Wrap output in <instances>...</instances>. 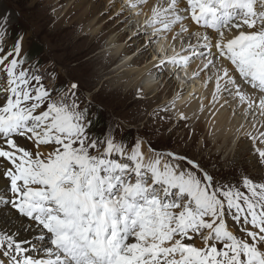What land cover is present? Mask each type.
Masks as SVG:
<instances>
[{"label": "snow or ice", "instance_id": "obj_1", "mask_svg": "<svg viewBox=\"0 0 264 264\" xmlns=\"http://www.w3.org/2000/svg\"><path fill=\"white\" fill-rule=\"evenodd\" d=\"M0 34V264H264V184L217 183L175 153L184 167H145Z\"/></svg>", "mask_w": 264, "mask_h": 264}, {"label": "rangeland", "instance_id": "obj_2", "mask_svg": "<svg viewBox=\"0 0 264 264\" xmlns=\"http://www.w3.org/2000/svg\"><path fill=\"white\" fill-rule=\"evenodd\" d=\"M72 1L64 0L59 9H54L56 3L54 0H0V11L3 12V9H6L4 13L6 11L7 13H11V16L8 18L10 23L5 26L9 37L8 46L19 36L24 41V53L41 47L39 54L32 53L30 55L31 59H33V64L31 65L36 67L45 76V84L49 88L57 87L62 90H68L74 92L77 98H79V92L71 89V84L75 82L81 85L79 87L83 91L80 92L83 99L81 101L78 99L81 107H84L88 99H90L91 103L88 106L86 105L88 113L97 112L102 116L100 119L101 125L96 127V122H93L92 130L98 129L103 125L96 132V135L114 132L117 142L125 141L129 146L136 144L138 153L142 152L144 155L146 151L149 154V157L145 155L143 159L145 160L143 161L145 167L156 160H159L162 165H171L172 168H176L178 163L180 167H184L182 161L169 160V154L175 153L177 157H187L189 160H194L200 166V169L207 172L217 183L239 185L241 181H254L258 184H264V156L258 162L254 153L256 148L252 144L251 135L247 137L244 135V130L249 120V122L252 120L254 122L255 120L257 124L262 121L261 115L258 116L259 114L253 108L252 114L249 113L251 111L249 109L231 112L230 118L234 116L235 120L240 121V130L229 145H214L211 142L210 132L207 134L203 130L205 129L204 122H188L182 119V121H187L184 124L185 122H178L175 119L173 112L179 108V100H181L188 90H191L192 87L190 86L193 85L192 83H196L197 78H199L198 76L196 78V73L190 72V76L185 73V69H190L193 63L184 66L181 74V69H176V66L172 67L162 62L166 59L165 56H167V58H175L176 63L183 57L181 53H178L179 44H186L188 46L190 42V40H185V37L182 35L179 27L183 26V21H179L177 15H173L175 18L172 21L160 23V26L165 30L159 31V37L153 39L152 36L158 34V30L156 31L155 26H153L154 24L151 23V25L149 23L148 25L147 19L141 24L142 14L140 12L143 11V4L141 3L144 0H136L137 2L134 0H130V2L112 0L109 10L99 12L97 16L98 18L101 16L104 19V25L117 26L113 30L116 33L111 36H101V43L98 44L94 34H87V32L79 28L71 27L69 31H63V29L68 28V24L75 23L80 15L78 13L67 21L58 18V15L66 12ZM149 1L151 0L144 1V3L147 4ZM136 8L138 14L135 12ZM91 11H89L88 15L91 14ZM181 16H185V11L181 10ZM256 19L259 20V17H256ZM87 25L88 23L84 24V27ZM176 28H179V30L175 31L174 29ZM132 30L134 31L133 33L136 32V35L131 37L130 31ZM225 30L223 27H217L218 32ZM164 32H167V34L162 36ZM118 33L120 34L119 41L116 40ZM174 33V41L171 42L169 35ZM192 35L194 34L192 33ZM228 35L232 38L235 37L233 34ZM110 42L115 43V45L109 46ZM120 42L121 44H119ZM202 42L203 45L201 46L203 47L201 49L204 51H207L208 47L213 46L212 42L208 46L204 44L206 41ZM145 44L148 47H145ZM117 46H120L118 52L114 50L118 48ZM124 48L127 54L131 53L129 57L124 58L123 56L118 57L119 54L115 55V53L122 52ZM142 48L143 51L137 54L138 50ZM191 55L188 54L189 57ZM198 55L195 54L193 57ZM114 56H116L115 63L113 64V61L108 62ZM134 57L139 60V62H136L138 65L128 66L136 59ZM157 64L160 65L159 69H157ZM152 65L156 66L155 71L148 74L149 71L145 70ZM216 66L214 63L207 67L208 69H204L206 70L204 73L208 81L214 79L213 75L215 71L213 70L216 69ZM123 73H128L127 75H129L127 79H123L124 82L120 80L121 76L127 77ZM136 75L138 78H136ZM180 75L184 80L183 87L176 89L174 83L168 84L174 80L178 81L177 79ZM48 76H52L54 79L49 80ZM131 83L135 84V95L125 96L126 92H124V88L121 91L115 90L118 85L123 84L126 88H129ZM172 85L176 89L175 94ZM148 90L156 94L160 104L162 102L165 104L162 106L163 110L173 116L170 122L164 124L166 128L162 126L165 120L163 118L160 119L157 115L159 112L155 114V112L150 113L149 111L145 113L141 108H139L140 112L138 110V106L142 100L141 95L147 93ZM193 92L195 94L192 93L190 99L186 100V102L194 103V101L198 100L197 90ZM64 94L67 95V92H64ZM205 95L206 92L203 96ZM135 100L137 103L133 105ZM206 103L207 98H204L201 105H205ZM154 106L156 107L157 103ZM204 112L205 109H202L199 113ZM241 112H244V115ZM206 115L209 116V113ZM131 117L138 119V122L130 120ZM248 117L249 120H247ZM253 125L257 126L254 123L251 126L253 127ZM240 136H242V139ZM203 137L206 140H203ZM222 141L224 142V139ZM243 146H245L244 149L246 150L244 152V160L242 161L237 156L236 151L240 147L242 149ZM259 147L264 148V145H260ZM253 165H256V167H251ZM189 174L187 168H185V175ZM191 175L195 177L194 173H191ZM254 175L256 176L252 177ZM197 242L199 244V241Z\"/></svg>", "mask_w": 264, "mask_h": 264}, {"label": "bare ground", "instance_id": "obj_3", "mask_svg": "<svg viewBox=\"0 0 264 264\" xmlns=\"http://www.w3.org/2000/svg\"><path fill=\"white\" fill-rule=\"evenodd\" d=\"M54 1H56L54 9H59L61 3H63L64 0H54ZM125 1L130 2V0H125ZM134 1H136V0H134ZM144 1L146 2L147 0H144ZM144 1L143 2L141 1L142 2L141 4H143V7H142L143 11L140 12L142 14L141 15L142 16L141 24L145 22V19H147L146 22H148L147 23L148 25H149V23L154 24L153 26H155L156 31L158 30V34H155L154 36H152L153 39L159 37V34H160L159 31H161L160 30L161 29L160 23L172 21L175 18L173 16L174 14L177 15L178 17H180L181 16V9L186 4V1H184V0H182L181 3L178 2L177 0H151L152 2L149 1L147 4H145ZM111 2H112V0H73L70 7L66 9V12H64L62 15H58V18H61V19H64L65 21H67V20H69V18L74 17L78 13H80V15H79L78 19L75 21V23L68 24V28L63 29V31H69V28H71V27L79 28L80 30L87 32V34H91V35L94 34L96 41H98V44H100L101 43L100 39L103 36H106V35L111 36L112 34L116 33V31H113V30H115L117 26H115V25H113V26L112 25H110V26L104 25V23H103L104 19L101 18V16L99 18L97 16L99 12H104L106 10L108 11L109 7L111 5ZM256 6L262 7L261 16L264 15V0H230L228 3L222 5V7H225V10H227L229 12V14H227V15L222 14V17H225V19H227V17L231 18L232 14L234 12V9L237 7L239 8L238 11L236 10L237 13H240V14L243 13L241 11V8L244 10L245 14L246 13H255ZM5 10L6 9H3V12L0 11V13L3 14ZM89 11H91V14L88 15ZM137 11L138 10L136 8L135 12H137ZM140 11H141V9H140ZM236 11H235V14H236ZM196 13H197V11H196ZM7 14L8 13L6 11L4 13L6 19L9 18ZM137 14H138V12H137ZM207 15L210 18H216L215 13L209 12V13H207ZM205 16H206V14L197 16V18H196L197 25L205 23ZM86 23H88V25L84 27V24H86ZM182 23H183L182 24L183 26L179 27V28L181 29L182 35L185 37V40H187V41L190 40V42L188 43V46H186V44H179L180 47H178V53H181V55L183 56V57H181L182 59H180V61L181 60L185 61L182 63L183 67L188 65L189 63H193L192 66L190 67V69H185V73L188 74L189 76L191 75L190 72H193L194 74L196 73V78H197V76L199 78H197V80L195 79L196 83L194 82L195 84L194 83H192L193 85L191 84L192 85V86H190V87H192L191 90H188L182 96L181 100H179L180 106L176 111L173 112L175 119H177L178 122H185L184 124H186L187 121L188 122H204L205 129H203V130L206 131L207 134L210 132L211 142L214 143V145H217V144L229 145L230 142H232V140L235 138L236 134L240 130V126H239L240 121L235 120L234 116H232L230 118L231 112H235V111L238 112L239 110L243 111V109L244 110L249 109V111L251 110L249 113H251L253 110H255L256 113L259 114L258 116L261 115L260 117L262 118V121L258 122V124L255 122V120H254V122H252L253 120L251 122H249L250 120L248 117L247 120H249V121H248L247 126L245 127L244 135H245V137H247L248 135H251L252 144L256 148L254 153H255L256 158L258 159V162H260V160L264 156V148L259 147L260 145H264V94L259 93V91H264V73L261 76H255V77L248 78V81H247L248 85L246 87H244V85L238 81V77L240 76L239 73H236L235 71H233V67H234L233 57H231L228 61H224L223 55H221L219 52H217V49H216L217 47H220V46H223L225 48H230L235 43L227 41V40H223V41L219 40V41H217L218 43H217L216 47L211 46V47H208L207 51H204L203 49H201V47H203V46H201V45H203L202 41H206L204 44H207V46H208L209 41H213V36H210L209 34H204L202 29L199 28L198 26L192 27L186 21H183ZM232 24L234 26H237L240 29H242L243 34L247 38H249V40L247 42H245L241 46L237 47L238 48V57H249L251 55H256L258 57H264V50H261L263 48H258L260 46L261 42L264 43V34H259V35L255 36V30L251 29L249 26H247L243 22L237 21V22L232 23ZM5 26L6 25H0V27H5ZM179 28H176L174 30L175 31L179 30ZM86 29H88V30H86ZM111 29H112V31H111ZM257 31H261V30H257ZM99 32H101V33H99ZM130 32H131V37L136 35L135 34L136 32L133 33L134 32L133 30ZM132 33H133V35H132ZM192 33L194 35L191 36ZM166 34H167V32H164V34H162V36H165ZM173 35H175V33L169 35L171 42L174 41ZM119 36H120V34L118 33L116 35V37H117L116 40H118V41H119ZM179 36H178V38H179ZM190 36H191V39H190ZM122 39H123V37H122ZM146 43H147V41H146ZM149 43H150V41L148 42V45H149ZM184 43H185V41H184ZM112 44L113 43L110 42L109 46L115 45V43L113 45ZM119 44H121V42ZM245 44H250L249 47H253V45L255 44L254 48H251L252 52L249 50H242V48L245 47L244 46ZM130 46H132V45H130ZM144 46L148 47V46H146V44ZM117 47L118 48L114 49L116 52L119 51L120 46H117ZM145 47H143V48H145ZM143 48L138 50L137 54H140L143 51ZM212 52L213 53L217 52L214 55V58H213ZM163 53H164V51H163ZM118 54H119L118 57L123 56L124 58H127V57H129V55H131V53L127 54V51H125V48L122 50V52L115 53V55H118ZM159 54H161V53H159ZM159 54H158V56H159ZM188 54H192V55L189 57ZM195 54H199V55L193 57V55H195ZM165 57H166V59H164L162 62L164 64H166V63L169 64V66L171 65L172 67H175L174 66L176 64L175 58L171 59L169 57L167 58V56H165ZM134 58H136V57H134ZM110 61H113V64H114L116 61V56H114L110 60H108V62H110ZM158 61H160V60H158ZM136 62H139V60L137 58L135 60H133L128 66L132 67V66L138 65V63H136ZM214 63L217 65L216 69L213 70V71H215L214 75H213L214 79L212 81L211 80L208 81V78L204 73V71H206V70H204V69L205 68L208 69L207 67H209L210 65H212ZM156 66H157V69H159L158 67L160 65L157 64ZM156 66L155 65L149 66L145 71H149L148 74L151 72H154ZM260 67H264V58L260 62ZM130 70H133V69H130ZM127 74L123 73V75H125L127 77L121 76L120 80L124 82L123 79H127L129 77V75H127ZM70 76H72V75H70ZM136 78H138L137 75H136ZM177 80L178 81L174 80L168 84L171 85L174 83V85L176 86V89L183 87V84H184L183 77L180 75ZM73 83H75V82H73ZM75 84H77V83H75ZM100 85H102V84H100ZM123 85H118V87L115 90L121 91V89L124 88L125 89L124 92H126L125 96L131 95V94L135 95V88H136L135 84L131 83L129 88H126L125 85L124 86ZM78 86H81V85H78ZM172 87H173V85H172ZM76 89L79 92H83L80 87H78ZM176 89L173 87L174 94H175ZM194 90H197L198 100L194 101V103L186 102V100L190 99L192 93L195 94L193 92ZM205 92H206V95L203 96L205 94ZM110 96H111V94H110ZM204 98H207V103L205 105L204 104L201 105ZM141 99L142 100L140 101V105L138 106L139 112H140L139 108L144 110L145 113H148V111L150 113L155 112V114L157 112H159V113H157V115L160 119L163 118L165 120V123H163L162 126L164 128H166L164 124H167L166 122H170L171 121L170 119L173 116H172V114H169L163 110L162 106L165 104L163 102L160 104L158 97L156 96V94H153V91H151V90L150 91L148 90L147 93L142 94ZM136 103H137V101L135 100L133 102V105H135ZM155 103H157L156 107L154 106ZM252 108H253V110H252ZM149 109H151V110H149ZM202 109H205V112L199 113ZM154 110H156V111H154ZM207 113H209V116L206 115ZM241 114L244 115V112H241ZM182 119L187 120V121H182ZM130 120L138 122L137 121L138 119H135L132 117ZM164 120H163V122H164ZM253 123L257 125L256 127L253 125L254 128L251 126ZM132 124H133V122H132ZM240 138L242 139V136H240ZM212 139L214 142L212 141ZM217 139H222V140L224 139V142L222 140H217ZM203 140H206V138L203 137ZM239 142H241V141H239ZM244 148H245V146H243L242 149L240 147L236 151V153L238 154L237 156L240 157V159L242 161L244 160V152L246 150ZM145 155L148 156L149 154H147L145 151V153L143 155V159H144ZM151 158L153 159V157H151ZM148 159L150 160V158H148ZM143 161H145V160H143ZM251 167H256V165H253ZM246 175H242V176H246ZM255 176L256 175H254L252 177H255ZM28 227L29 226L27 224L23 225L22 234L24 236L28 237L30 240L38 241V237L33 235V233L36 232L37 229L35 227H33L29 231V230H27ZM46 243H47L46 241L41 240V241H39L38 246L41 247V249H42ZM197 244H198V242H197Z\"/></svg>", "mask_w": 264, "mask_h": 264}, {"label": "trees", "instance_id": "obj_4", "mask_svg": "<svg viewBox=\"0 0 264 264\" xmlns=\"http://www.w3.org/2000/svg\"><path fill=\"white\" fill-rule=\"evenodd\" d=\"M40 52H41V47H38V48H36V50H34V51H33V50H32V51H29V52H28V55H31L32 53H34V54L38 53V54H39ZM27 58H28V57H27ZM100 116H101V115H98V118H99ZM93 120H94V118L92 119V121H93ZM99 125H101V120H98V121L96 122V125H95V126L97 127V126H99Z\"/></svg>", "mask_w": 264, "mask_h": 264}]
</instances>
